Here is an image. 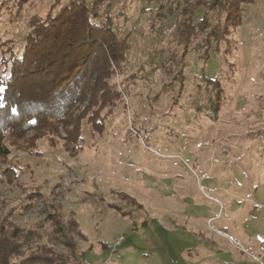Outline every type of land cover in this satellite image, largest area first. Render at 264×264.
<instances>
[{
	"label": "rangeland",
	"instance_id": "rangeland-1",
	"mask_svg": "<svg viewBox=\"0 0 264 264\" xmlns=\"http://www.w3.org/2000/svg\"><path fill=\"white\" fill-rule=\"evenodd\" d=\"M73 1L0 0V74L24 54L32 21ZM87 2L94 22L129 36L109 81L121 101L101 112L102 133L92 112L82 120L76 155L52 135L33 150L4 141L0 226L40 233L26 254L69 255L47 216H75L74 264H264V0L244 6L242 24L219 42L212 31L226 16L208 6L191 14L184 0ZM190 20L198 30L186 47Z\"/></svg>",
	"mask_w": 264,
	"mask_h": 264
},
{
	"label": "trees",
	"instance_id": "trees-1",
	"mask_svg": "<svg viewBox=\"0 0 264 264\" xmlns=\"http://www.w3.org/2000/svg\"><path fill=\"white\" fill-rule=\"evenodd\" d=\"M184 1L185 13L192 14V8L201 6L225 13L223 25H217L212 31L214 41L219 42L231 29L242 24L244 6L256 0ZM93 14L87 0H74L56 15L49 14L44 21L34 19L32 30L25 37L24 54L21 57L12 54L4 61L5 77L0 74V158L10 154L4 144L6 139L13 145L25 140L28 144L25 150H33L35 143L47 135L64 140L65 148L76 155L81 148L82 120L90 112L93 128L100 133L104 131L101 112L115 107L122 97L109 81L121 68L130 46L129 36L118 37L111 22L99 25L93 21L96 17ZM200 24L201 29L205 28L207 20L203 19ZM197 30L191 20L185 24L186 47ZM208 43H212L210 37ZM209 83L220 88L216 79ZM94 108L98 110L93 111ZM53 140L51 144L55 146ZM120 196L143 208L134 197L122 193ZM57 211L47 216L52 226L49 235L66 247L69 255L47 246L26 254L23 247L31 246L40 233L26 231L16 224L1 225L0 264H74L80 248L68 234L80 232V225L75 216L68 223L63 222L60 209Z\"/></svg>",
	"mask_w": 264,
	"mask_h": 264
},
{
	"label": "built area",
	"instance_id": "built-area-1",
	"mask_svg": "<svg viewBox=\"0 0 264 264\" xmlns=\"http://www.w3.org/2000/svg\"><path fill=\"white\" fill-rule=\"evenodd\" d=\"M4 80H6V79L4 78ZM123 241H124V237H123V236L119 237V238L116 240V242H115V247H119V246H121V244L123 243Z\"/></svg>",
	"mask_w": 264,
	"mask_h": 264
}]
</instances>
